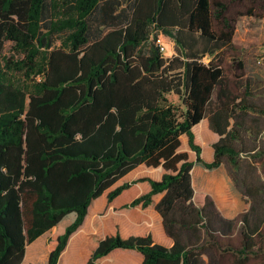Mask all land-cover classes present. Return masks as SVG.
Listing matches in <instances>:
<instances>
[{
    "label": "trees",
    "instance_id": "1",
    "mask_svg": "<svg viewBox=\"0 0 264 264\" xmlns=\"http://www.w3.org/2000/svg\"><path fill=\"white\" fill-rule=\"evenodd\" d=\"M229 10L0 0V264H23L47 232L45 264H203L205 240L232 264H264V96L225 67L237 61ZM224 160L250 204L237 247L219 241L233 222L192 186L195 164Z\"/></svg>",
    "mask_w": 264,
    "mask_h": 264
},
{
    "label": "rangeland",
    "instance_id": "2",
    "mask_svg": "<svg viewBox=\"0 0 264 264\" xmlns=\"http://www.w3.org/2000/svg\"><path fill=\"white\" fill-rule=\"evenodd\" d=\"M222 1L230 7L228 18L231 20V25L238 37V40L235 41L237 51L233 50L237 61L234 62L227 59L225 63L228 74L231 79H233L235 74H243L245 80H250L254 92L259 96H264V65L258 63L261 56H264V26L258 27L261 24V18L264 17V10H260L257 7L258 5L264 7V0ZM252 2L255 4H252ZM252 7H255V14H258L261 18L248 15V10ZM242 40L244 42L243 45L238 43ZM164 41L166 43L164 57L168 58L175 55L174 42L169 38H164ZM59 44L60 41H57L56 45ZM250 44L252 47L249 48ZM209 60L210 58L207 56L203 59L205 63ZM238 62H243L244 64L242 71L236 69ZM167 99L171 104L179 108L178 112L184 110L177 95L168 94ZM259 138L261 142H264V131H262ZM258 168L264 171V160L258 163ZM191 177L195 193L208 195L221 219L225 222H233L232 228H226L225 226L219 228L223 232H220L219 241L224 246H226V243H230L237 247L241 239L239 233L241 216L249 209L250 204L235 187L229 162L224 160L220 167L213 170H208L199 164H195L191 171ZM49 234L50 232L43 234L33 243L26 246L23 264L46 263L45 240ZM182 236L186 241H193L192 232L183 231ZM204 243L203 264H232L233 257L231 252L225 251L218 254L214 248L210 247V241L205 240ZM253 264L261 263L258 259H254Z\"/></svg>",
    "mask_w": 264,
    "mask_h": 264
},
{
    "label": "built area",
    "instance_id": "3",
    "mask_svg": "<svg viewBox=\"0 0 264 264\" xmlns=\"http://www.w3.org/2000/svg\"><path fill=\"white\" fill-rule=\"evenodd\" d=\"M164 38L162 35H158L155 43L157 45V47L159 48V51L164 54L166 51V43L164 41ZM259 64H264V56H261V58L258 60Z\"/></svg>",
    "mask_w": 264,
    "mask_h": 264
},
{
    "label": "crops",
    "instance_id": "4",
    "mask_svg": "<svg viewBox=\"0 0 264 264\" xmlns=\"http://www.w3.org/2000/svg\"><path fill=\"white\" fill-rule=\"evenodd\" d=\"M258 7V6H257ZM256 12V11H255ZM260 26H258V27H261V26H264V19H261V24H259ZM259 35H260V33H259ZM259 35L257 36V39H258V37H259ZM242 42H243V40H242ZM244 43V42H243ZM250 47H252V45L250 44L249 45V48ZM150 225V224H149Z\"/></svg>",
    "mask_w": 264,
    "mask_h": 264
}]
</instances>
